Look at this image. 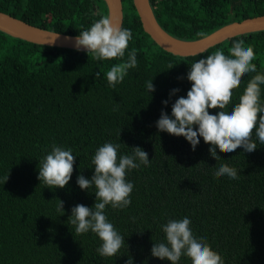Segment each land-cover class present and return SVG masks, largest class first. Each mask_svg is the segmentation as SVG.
Listing matches in <instances>:
<instances>
[{
    "label": "trees",
    "instance_id": "trees-1",
    "mask_svg": "<svg viewBox=\"0 0 264 264\" xmlns=\"http://www.w3.org/2000/svg\"><path fill=\"white\" fill-rule=\"evenodd\" d=\"M149 2L159 25L184 40L264 14V0ZM122 5V27L132 31L123 59L134 48L138 63L115 87L108 85L105 73L120 58L96 60L86 51L37 44L0 31V264H126L129 258L132 264H171L153 257L150 248L164 239L159 226L184 213L224 264H264V145L256 141L252 152L240 147L225 152L217 146L215 157L202 135L193 150L183 136L158 131L154 123L162 108L170 113L171 103L186 95L190 64L217 48L227 53L234 38L243 37L253 48L252 62L264 72V30L180 56L162 49L143 30L132 0H122ZM0 11L69 35L99 19L97 13L107 15L104 0H0ZM253 75L242 74L232 102ZM150 80L155 91L148 93L145 82ZM173 88L179 91L169 97ZM261 89L264 98V85ZM165 99L167 105L161 103ZM106 141L121 144L118 155L140 146L151 159L149 166L126 176L134 186L130 205L105 208L125 241L114 257H101L96 235L75 233L68 219L75 204L94 203V188L81 190L76 177L92 175L91 156ZM53 142L70 147L75 157L63 188H49L37 178L39 161ZM221 162L240 170L238 179L215 176L213 169ZM191 260L183 253L178 264Z\"/></svg>",
    "mask_w": 264,
    "mask_h": 264
},
{
    "label": "clouds",
    "instance_id": "clouds-1",
    "mask_svg": "<svg viewBox=\"0 0 264 264\" xmlns=\"http://www.w3.org/2000/svg\"><path fill=\"white\" fill-rule=\"evenodd\" d=\"M97 15L99 19L74 37V47L77 51L83 49L87 54L91 53L96 60L120 58L105 73L108 85L115 87L138 63L134 48L128 51L127 59H123L128 42L132 39V31L112 22L106 14ZM255 55L244 38L237 37L227 53L223 48H217L215 52L192 62L185 74V78L191 82L186 95L178 96L171 103L170 113L161 109L154 122L157 130L183 136L193 150L202 135L211 142L210 152L215 157H219L217 146L225 152H233L238 147L243 152H252L257 148L256 141L264 145V98L261 95L264 72L257 71V65L252 62ZM247 73L255 75L248 79L237 100L232 102L233 88L241 83L242 74ZM145 86L148 93L155 91L151 80L146 81ZM178 91L177 88L171 89L169 97ZM161 103L167 105L168 100ZM217 105L219 107L214 111L210 110V106ZM120 148V143L106 141L95 149L91 156L92 175L85 178L78 174L76 177V184L81 190L94 188V191H90L94 193V203L92 206L75 204L68 216L75 233L91 232L96 235L100 241L96 252L101 257L117 256L125 246L124 236L105 214L106 206L113 209L128 207L134 187L126 179L128 172L141 165L147 167L151 162L148 153L140 146L130 147V153L120 152L118 155ZM74 159L70 147L53 142L39 161L38 180L49 188H63L71 178ZM213 172L215 176H227L233 180L238 179L240 174V170L225 162L216 164ZM58 211L63 214V201L59 200ZM159 227L164 239L152 244L150 253L153 257L178 264L181 255L186 253L192 258L191 264H224L220 253L207 242L206 235L193 230L188 213L168 219ZM126 264H132L131 258Z\"/></svg>",
    "mask_w": 264,
    "mask_h": 264
},
{
    "label": "water",
    "instance_id": "water-1",
    "mask_svg": "<svg viewBox=\"0 0 264 264\" xmlns=\"http://www.w3.org/2000/svg\"><path fill=\"white\" fill-rule=\"evenodd\" d=\"M104 2L107 8V17L112 22L122 26V0H104ZM132 2L143 30L158 46L175 55H195L237 35L264 30V14H262L247 17L239 21H232L199 39H179L170 35L159 25L149 0H132ZM0 31L29 42L76 50L74 47V37L76 35L64 34L32 25L2 11H0ZM80 51L84 50L81 49Z\"/></svg>",
    "mask_w": 264,
    "mask_h": 264
}]
</instances>
